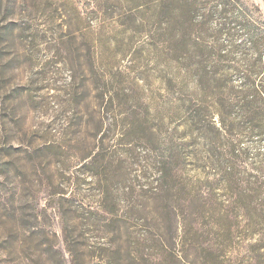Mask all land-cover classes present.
I'll use <instances>...</instances> for the list:
<instances>
[{"label":"rangeland","instance_id":"rangeland-1","mask_svg":"<svg viewBox=\"0 0 264 264\" xmlns=\"http://www.w3.org/2000/svg\"><path fill=\"white\" fill-rule=\"evenodd\" d=\"M156 1L0 0V264H159L162 254L171 264L184 231L213 238L201 218L211 191L204 184L196 197L191 184L212 182L224 200L220 168L208 163L220 144L183 134L188 104L172 117L187 69L160 41L168 27ZM204 1L210 51L189 70L240 88L243 70L232 68L257 55L239 26L220 34V1ZM244 1L264 27V0ZM148 127L194 142L167 193ZM237 146L242 168L264 165V135Z\"/></svg>","mask_w":264,"mask_h":264},{"label":"trees","instance_id":"trees-1","mask_svg":"<svg viewBox=\"0 0 264 264\" xmlns=\"http://www.w3.org/2000/svg\"><path fill=\"white\" fill-rule=\"evenodd\" d=\"M219 1L220 34L227 32L230 24L239 26L247 33L257 55L251 60L244 54L243 68H232L237 72L243 70L244 84L240 88L231 86L227 78L217 80L198 69L189 70L194 63H201V51L202 57L210 51L201 28L213 14L198 15L206 9L204 0H157L155 6L159 22L168 27L160 34V41L172 49L175 60L183 64L180 68L187 69L186 72L181 69L176 75L177 85L187 95L180 93L172 117L179 118L188 104L190 114L182 123L183 134L202 131L211 135L206 136V141L213 136L219 141V155L210 156L208 163L220 168L219 185L224 192V200L216 202L214 183L191 184L196 197L204 184L211 191L206 205L201 206V218L212 226L213 238L205 239L208 231H184L178 236L176 252L170 256L171 264H195L190 260L191 248L199 251L205 264H264V165L259 164L250 171L242 168L239 164L242 154L237 150L239 141L245 137L264 135V81L256 80L264 78V27L244 0ZM147 129L156 141L157 185L162 182L161 191L167 193L175 170L189 163L186 152L194 142H182L176 131ZM96 163L95 155L91 164ZM104 190L103 198L111 200L110 190ZM238 238H242L240 243L236 242ZM168 258L162 254L159 264H168Z\"/></svg>","mask_w":264,"mask_h":264}]
</instances>
